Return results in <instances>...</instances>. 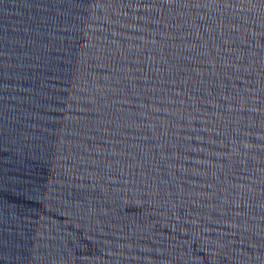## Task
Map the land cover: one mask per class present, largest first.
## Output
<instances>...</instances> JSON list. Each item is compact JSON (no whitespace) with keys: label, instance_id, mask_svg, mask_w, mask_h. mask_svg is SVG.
Listing matches in <instances>:
<instances>
[{"label":"water","instance_id":"water-1","mask_svg":"<svg viewBox=\"0 0 264 264\" xmlns=\"http://www.w3.org/2000/svg\"><path fill=\"white\" fill-rule=\"evenodd\" d=\"M0 264H264V198L0 124Z\"/></svg>","mask_w":264,"mask_h":264}]
</instances>
